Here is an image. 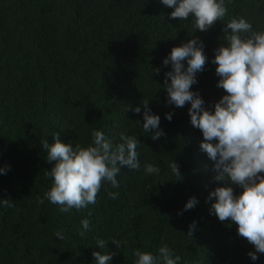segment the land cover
I'll use <instances>...</instances> for the list:
<instances>
[{
  "label": "trees",
  "instance_id": "1",
  "mask_svg": "<svg viewBox=\"0 0 264 264\" xmlns=\"http://www.w3.org/2000/svg\"><path fill=\"white\" fill-rule=\"evenodd\" d=\"M225 3L224 20L192 32V19L171 18L173 9L160 0H0V166H6L0 199L12 200L0 207V264H95L93 251L111 253L109 264H134V250L155 254L163 244L181 264H264V254L256 261L248 256L254 246L237 234L235 222L209 214V192L223 182L214 179V161L200 149L203 137L190 122V105L166 102L171 65L163 60L174 46L191 38L206 46L192 90L211 109L225 94L212 63L224 24L245 17L254 30H264V0ZM144 100L160 116L165 135L157 140L141 128ZM137 105L141 113L131 110ZM93 130L113 144L121 132L136 136L141 167L117 162L118 189L102 183L95 204L60 213L45 198L52 185L45 172L54 162L46 160L41 141L51 144L56 134L83 147ZM172 159L180 180L168 168ZM143 161L157 165L159 174L146 175ZM108 191L119 195L111 199ZM192 196L198 203L184 210ZM85 218L87 231L80 223Z\"/></svg>",
  "mask_w": 264,
  "mask_h": 264
},
{
  "label": "clouds",
  "instance_id": "2",
  "mask_svg": "<svg viewBox=\"0 0 264 264\" xmlns=\"http://www.w3.org/2000/svg\"><path fill=\"white\" fill-rule=\"evenodd\" d=\"M164 6L172 8L171 18L193 21L192 32L206 31L216 21L224 20L228 11L225 0H160ZM224 42L215 49L212 63L219 77L217 87L224 89L222 95L209 109L198 91L192 90L197 83L196 74L203 70L206 62V46L198 38L174 46L163 60L171 70L165 73L164 87L166 102L175 107L190 105L188 113L194 128L202 133L201 151L214 161L215 177L222 186L209 192L211 201L209 214L219 221L235 222L237 234L247 239L255 251H249L252 261L257 253L264 254V30L256 31L245 17L229 19L223 27ZM209 67V66H208ZM206 67V69L208 68ZM144 133H150L153 140L165 135L160 128V116L149 108V101H142ZM134 113H141L139 105L132 107ZM173 113H165L169 122ZM91 143L87 146L63 143L53 135V143L46 139L41 147L46 150V160L54 162L45 175L52 178V185L45 198L58 206L60 213L85 209L96 203L102 183L119 188L117 175L120 167L139 170L138 139L125 132L119 134V142H113L102 130H93ZM168 168L175 180L182 177L179 165L171 160ZM145 174H159L157 165L143 161ZM6 174V166H0V175ZM233 185L242 191L235 194ZM108 197L116 199L118 192L108 191ZM214 198V199H213ZM43 202V201H41ZM198 200L190 197L184 210L192 209ZM12 200L0 199V207H11ZM179 214V213H178ZM82 229L90 228L88 219L81 220ZM195 221L189 226V233ZM58 239L63 233L57 232ZM117 247L120 243L112 240ZM100 249L106 247L102 239L96 241ZM134 264H181V257L168 245H161L155 254L134 250ZM95 264H109L112 254L93 251Z\"/></svg>",
  "mask_w": 264,
  "mask_h": 264
}]
</instances>
